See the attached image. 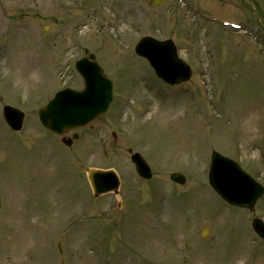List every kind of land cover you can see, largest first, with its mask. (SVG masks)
<instances>
[{
    "label": "rangeland",
    "instance_id": "374dc122",
    "mask_svg": "<svg viewBox=\"0 0 264 264\" xmlns=\"http://www.w3.org/2000/svg\"><path fill=\"white\" fill-rule=\"evenodd\" d=\"M150 1L0 0V264H139L129 251L140 246L154 258L143 264H264L250 225L264 221V195L253 212L234 209L207 183L214 150L264 187V34L240 0ZM247 1L264 20V0ZM144 36L174 43L187 83L155 77L133 52ZM85 49L112 80L113 101L66 148L37 110L83 87L74 63ZM4 105L24 113L20 132ZM128 149L151 180L136 176ZM87 168L115 170L118 195L93 197Z\"/></svg>",
    "mask_w": 264,
    "mask_h": 264
},
{
    "label": "water",
    "instance_id": "95a60500",
    "mask_svg": "<svg viewBox=\"0 0 264 264\" xmlns=\"http://www.w3.org/2000/svg\"><path fill=\"white\" fill-rule=\"evenodd\" d=\"M161 2L156 0L152 4ZM254 19L262 25L257 16ZM134 50L137 55L145 58L156 75L167 83L183 81L189 76V68L177 57L170 40L158 41L144 37L136 44ZM89 58H82L75 63L76 70L84 80V89L80 92L70 89L59 91L46 106L38 110L40 123L54 134L60 135L84 126L107 109L111 100V81L103 75L99 65L92 61L94 56L89 55ZM3 116L11 128H20L23 116L19 111L4 107ZM131 160L139 176L150 177L148 166L139 154L132 155ZM87 173L95 195L109 189L116 191L118 181L114 172L87 170ZM208 178L216 192L233 205L252 210L256 199L262 194L260 186L236 164L216 152L211 154ZM171 179L184 183V177L178 173L172 174ZM252 227L264 239V224L259 219L252 221Z\"/></svg>",
    "mask_w": 264,
    "mask_h": 264
}]
</instances>
